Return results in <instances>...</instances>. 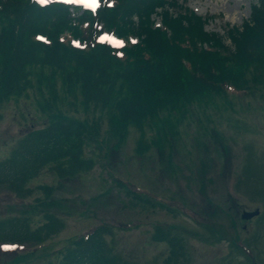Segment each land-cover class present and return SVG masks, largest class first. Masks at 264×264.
Returning <instances> with one entry per match:
<instances>
[{
	"label": "trees",
	"instance_id": "16d2710c",
	"mask_svg": "<svg viewBox=\"0 0 264 264\" xmlns=\"http://www.w3.org/2000/svg\"><path fill=\"white\" fill-rule=\"evenodd\" d=\"M114 2L96 13H83L78 24L64 4L0 0V119L5 104L22 97L32 98L47 117L43 126L25 131L0 160L3 188L31 195L30 181L46 167L60 179L88 172L97 164V154L93 149L88 154L87 148L96 143L100 149L105 144L117 150L127 141L130 127L140 131L138 152L168 145L170 158V135L178 134L194 103L227 100L232 86L264 95V0L253 2L250 17L230 26L225 35L207 31L206 21L189 9L170 11L169 6H179L178 0ZM158 9L163 29L152 20ZM101 21L104 30L126 40L138 35L140 41L128 43L125 54L118 56L114 47L98 40ZM66 30L69 35L62 39ZM38 34L47 35L48 42L37 39ZM73 37H80L83 45L72 44ZM204 42L214 49L200 47ZM37 189L46 197L37 198L24 213L0 220V241L26 246L12 257L13 264L38 257L51 264H140L117 250L116 230L133 226L122 223L100 224L54 250L52 237L65 227L64 221L44 210V221L33 227L29 211L51 205L56 188L42 184ZM126 194L134 206H161L196 218L187 207H169L142 191L127 187ZM207 217L201 221L204 231H190L192 235L211 243L234 240L220 218ZM187 235L175 224L155 225L152 239L169 247L165 264L188 261Z\"/></svg>",
	"mask_w": 264,
	"mask_h": 264
},
{
	"label": "rangeland",
	"instance_id": "374dc122",
	"mask_svg": "<svg viewBox=\"0 0 264 264\" xmlns=\"http://www.w3.org/2000/svg\"><path fill=\"white\" fill-rule=\"evenodd\" d=\"M178 1L209 18L207 30L225 34L229 25H241L250 16L251 3L256 0ZM229 101L233 104L219 97L213 101L216 103H194L179 123L178 134L170 135L173 144L170 158L168 145L162 150L153 146L143 154L138 153L140 131L130 127L125 144L117 150L105 147L103 152L108 153L105 156L96 153L98 162L89 172L59 180L52 168L46 167L29 183L34 192L25 199L0 190V220L24 213L27 206L35 205L31 203L37 197L45 198L37 186L49 184L56 188L51 205L42 209L40 206L29 214L33 227L44 221V210L62 218L65 227L52 237L58 248L103 223L137 225L129 230H116L117 250L124 258L140 264H165L168 244L154 241L152 233L157 224H175L188 233L186 264H246V255L236 249L234 240L225 238L211 243L190 233L204 231L201 221L209 216L214 220L220 218L233 239L236 233L231 219L243 241L264 235V212L247 222L244 229L240 211L235 208V202L250 209L256 205L264 207L260 195H264V95L260 91L249 95L238 92ZM32 102V98L22 97L5 104L0 119V160L9 154L21 134L46 123V115ZM163 115L166 119L167 113ZM91 148L99 150L96 143ZM126 182L155 193L162 202L187 206L199 219L159 206L132 205L125 191ZM245 191H257L258 195L250 197ZM258 242L264 243V237H259ZM8 252L12 254L0 253V260H11L14 252ZM19 264L51 263L46 257H38Z\"/></svg>",
	"mask_w": 264,
	"mask_h": 264
},
{
	"label": "flooded vegetation",
	"instance_id": "af4514ba",
	"mask_svg": "<svg viewBox=\"0 0 264 264\" xmlns=\"http://www.w3.org/2000/svg\"><path fill=\"white\" fill-rule=\"evenodd\" d=\"M250 238L247 244L246 264H264V243L258 242V236H252Z\"/></svg>",
	"mask_w": 264,
	"mask_h": 264
},
{
	"label": "water",
	"instance_id": "95a60500",
	"mask_svg": "<svg viewBox=\"0 0 264 264\" xmlns=\"http://www.w3.org/2000/svg\"><path fill=\"white\" fill-rule=\"evenodd\" d=\"M259 213V210L255 211V212H248V211H245L243 213V218H250L252 217L253 215L255 214H258Z\"/></svg>",
	"mask_w": 264,
	"mask_h": 264
},
{
	"label": "snow or ice",
	"instance_id": "6c2138e0",
	"mask_svg": "<svg viewBox=\"0 0 264 264\" xmlns=\"http://www.w3.org/2000/svg\"><path fill=\"white\" fill-rule=\"evenodd\" d=\"M42 2H46V0H42Z\"/></svg>",
	"mask_w": 264,
	"mask_h": 264
}]
</instances>
